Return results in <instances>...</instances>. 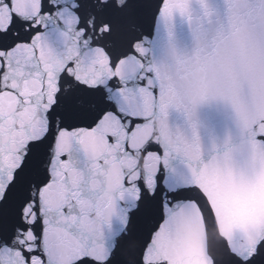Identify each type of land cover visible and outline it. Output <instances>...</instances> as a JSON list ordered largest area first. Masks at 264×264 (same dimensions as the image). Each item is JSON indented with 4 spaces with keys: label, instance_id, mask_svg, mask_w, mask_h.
<instances>
[{
    "label": "snow or ice",
    "instance_id": "6c2138e0",
    "mask_svg": "<svg viewBox=\"0 0 264 264\" xmlns=\"http://www.w3.org/2000/svg\"><path fill=\"white\" fill-rule=\"evenodd\" d=\"M0 264H264V0H0Z\"/></svg>",
    "mask_w": 264,
    "mask_h": 264
}]
</instances>
